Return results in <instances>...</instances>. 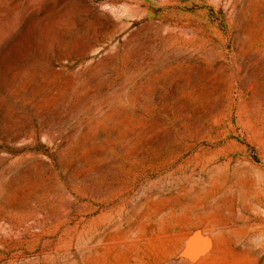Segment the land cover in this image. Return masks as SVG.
<instances>
[{"label":"rangeland","instance_id":"obj_1","mask_svg":"<svg viewBox=\"0 0 264 264\" xmlns=\"http://www.w3.org/2000/svg\"><path fill=\"white\" fill-rule=\"evenodd\" d=\"M262 176L264 0H0V264H264L166 208Z\"/></svg>","mask_w":264,"mask_h":264},{"label":"bare ground","instance_id":"obj_2","mask_svg":"<svg viewBox=\"0 0 264 264\" xmlns=\"http://www.w3.org/2000/svg\"><path fill=\"white\" fill-rule=\"evenodd\" d=\"M245 182L247 179L243 182L236 181L238 192L231 193L230 196L224 198L226 189L229 190L233 187L230 182L226 187L219 182L214 186L211 183L207 189L201 190L195 187L192 181L176 191L175 197H172L166 208L175 215L183 212L191 218H197L199 223L194 224L196 227L204 222L210 231H229L230 234H233L232 241H235L236 238L241 239L245 235L247 222L245 211L248 206L251 205L255 210L264 207V176L252 181V185L245 184ZM162 200L163 198H160V201ZM216 210L221 214L220 217L223 218L226 225H215L214 212Z\"/></svg>","mask_w":264,"mask_h":264}]
</instances>
